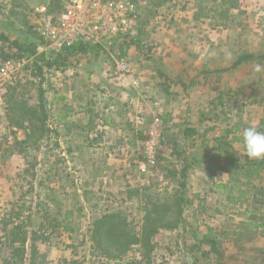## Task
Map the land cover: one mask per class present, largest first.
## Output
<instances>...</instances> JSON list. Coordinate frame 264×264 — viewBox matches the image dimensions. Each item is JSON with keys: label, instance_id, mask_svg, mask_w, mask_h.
<instances>
[{"label": "rangeland", "instance_id": "1", "mask_svg": "<svg viewBox=\"0 0 264 264\" xmlns=\"http://www.w3.org/2000/svg\"><path fill=\"white\" fill-rule=\"evenodd\" d=\"M35 3L0 0V19L4 10L14 7L27 22L19 21L21 30L31 32L39 48L42 37L32 11ZM217 4L205 3L196 16L195 0H138L141 22L133 36L85 54L63 57V52L58 56L50 49H38L37 55H21L31 58L30 66L25 67L14 88L31 105L39 103L40 86L44 89L52 130L40 139L39 147L29 143V156H23L18 141L26 138L25 130L9 123L7 93L5 111L0 113V219L21 214L17 220L28 225V216L34 215L37 203L45 197L50 198L53 215L60 210L64 220L70 212L66 220L69 224L65 221L70 231L43 229L46 241H40L38 247L46 264H195L188 245L207 226L233 237L234 232L245 228L253 206L259 207V216L264 217V205L254 203L255 189L244 184L245 179L232 187L229 174L218 171L212 182L211 173L203 168L189 171L186 179L189 203L183 217L188 225L185 229L161 230L154 238L149 259L144 258L139 246L121 259L109 258L96 253L89 241L88 229L103 213L123 210L138 230L144 215L141 202L148 196L156 199L166 191H176L173 185L180 180L184 155L171 152L174 141L183 148V127L179 128L177 121L183 122V117L176 120L170 116L172 121L164 126L163 151L157 165L146 173L140 169L146 126L155 115L163 120L171 108L184 110L185 115L188 104L194 122L203 119L198 126L199 143L203 137L221 134L237 122L257 125L264 116V72L253 71L256 64L264 62L232 67L241 53L264 51V0H239L238 8L230 11ZM0 32L12 39L24 38L4 26H0ZM123 51L124 56L119 57ZM37 56L42 75L33 73ZM121 59L128 62L130 76L118 72L117 61ZM3 60L0 52V63ZM53 60L57 63L48 65ZM133 77L139 79L138 87L131 83ZM167 87L169 91L165 92ZM91 115L97 127L85 130ZM191 116L187 117L189 123ZM187 141L191 143V139ZM234 146L244 154L241 143L235 142ZM190 150L184 152L187 158L193 155V147ZM171 169L178 174L170 176ZM254 184H264V179ZM135 188L141 190L139 198L129 194ZM38 192L41 196L37 199ZM258 197L264 200L261 193ZM40 208L45 211L43 204ZM31 221L29 227L38 228L42 218L34 215ZM4 233L0 223V236ZM256 245L263 246L264 239L243 246L230 241L225 257L217 261L212 256L209 264H263L254 251Z\"/></svg>", "mask_w": 264, "mask_h": 264}, {"label": "trees", "instance_id": "2", "mask_svg": "<svg viewBox=\"0 0 264 264\" xmlns=\"http://www.w3.org/2000/svg\"><path fill=\"white\" fill-rule=\"evenodd\" d=\"M165 1L167 0H163V2ZM207 2L218 3V6H227L226 10L229 11L237 9L239 6V0H195L198 9L196 16L204 10V7H206L204 5ZM57 6L58 3H55L54 7L56 8ZM2 15L0 26H4L24 36V38L19 36L22 40L20 38L12 39L6 32H0V52L4 60L14 56L20 57L23 54L30 56L37 55L39 43L32 40L34 36L31 32L21 30L20 27L22 26H20V22L23 20L17 15L14 7L4 10ZM25 22L23 21L24 24ZM39 41H42V39ZM97 47L100 46L81 43L66 48L62 55L64 57L69 53L85 54L92 48ZM124 53L123 51L119 57H123ZM59 54L61 53L57 55L61 56ZM39 59L40 57L38 56L35 59V70H33L35 75L43 74ZM61 60L64 62V58ZM254 62H264V51L260 53H241L233 62L232 67L237 68L241 65ZM51 63H57V60L49 61L48 65H52ZM192 84L195 85L194 82ZM9 90V110L7 116L11 126L25 130L26 138L18 141V146L20 153L28 157L29 154L26 151L28 144L31 143L30 145L34 147L38 146L40 139L45 137L48 131L52 130L48 123L49 116L45 91L40 86L39 103L31 105L28 99L18 92L16 88L13 87ZM166 91H169L168 87L165 89ZM88 110L92 112L93 109L90 107ZM242 111V108L239 109L238 114ZM167 122L168 119L164 118V126ZM200 122L203 123V120ZM90 125L93 126L90 127ZM86 126L88 128H85V130L96 129L97 124L93 115L90 116ZM248 126L250 125L237 122L232 127L224 128L221 134L212 135L210 138L207 136L203 137L199 144L196 142V139L201 134H199V130L196 127L187 126L184 129L182 128L183 132H180V134L181 139L184 141L183 148L181 149L179 142L175 143L174 141L171 154L184 155V147H193L194 152L191 158L184 157V163L180 169V180L173 185V190L176 191L174 193L166 191L162 197L156 199L148 196L143 203L141 202L140 206L144 215L138 230L123 210L108 211L95 218L88 229L89 241L92 242L93 250L109 258L121 259L134 246H139L141 252L144 254V258L149 259L155 247L154 238L161 230H175L179 227L185 229L188 225L186 218L183 217L185 205L189 203V199L185 196L188 188L186 179L189 176V171L196 167L202 166L211 173V177L218 171L228 173L231 181L234 182L232 187H235L242 179H245L244 184L252 185L255 189L254 203H260L261 206L264 205V200L258 197V193L264 195V184H254L255 181H262L264 179V159H249L245 151L244 154H241L234 146L235 142L241 143L243 146L242 133ZM255 126L259 131L264 132V116L260 118L259 123ZM211 128L208 127L207 130ZM188 139H191L190 144L188 141L185 142ZM169 174L170 176H176L178 173L176 170L171 169L169 170ZM225 185L227 186V184ZM140 191L139 188L131 189L129 194L131 197L136 196L139 198ZM88 193L89 190H85V194ZM40 196L41 194L38 192L37 199ZM48 199L50 198L45 197L42 202L37 203L38 208L34 211V215L42 218V221L38 224V228L29 227V225H33L31 220L34 215L32 214L28 216L30 221L28 225L25 224L24 220H17L20 219L21 214H17L18 218L5 215L0 219V223H3L5 231L4 235L0 236V264H38L39 258H41V264H46L43 259L44 255H41L38 247L40 241H46L44 235L46 230H43L44 227H50L53 231L58 229L71 230L68 226L69 223L66 221L70 212L66 213L64 220L61 219L62 213H59L60 210L56 212L57 214L53 215L50 211L52 203ZM41 204L45 207V211L43 212H41ZM53 204L56 205L54 202ZM58 207L60 208L59 205ZM259 210V207L253 206L251 216L244 224L245 228L234 232L232 234L233 237H229L228 232L227 234H223L218 228L207 226V230L193 244L188 245L191 253L194 255V263L209 264L212 256L217 261H221L226 255L227 244L230 241L243 246L246 243H253L264 239V217L259 216ZM255 219H258V221H255ZM65 221L68 224H65ZM245 239H247V242ZM254 251L264 264V245L254 246ZM133 263L131 261L127 264Z\"/></svg>", "mask_w": 264, "mask_h": 264}, {"label": "built area", "instance_id": "3", "mask_svg": "<svg viewBox=\"0 0 264 264\" xmlns=\"http://www.w3.org/2000/svg\"><path fill=\"white\" fill-rule=\"evenodd\" d=\"M55 3L58 6L55 8ZM42 37L40 52L48 49L56 54L77 44L112 45L118 39L138 32L141 12L138 0H36L32 6ZM39 53V52H38ZM26 56L10 57L0 63V113L6 108V96L17 85L21 73L30 63ZM117 70L130 76L127 61H117ZM138 87L139 79H131ZM163 120L155 115L147 124L143 141L142 172L157 165L163 151Z\"/></svg>", "mask_w": 264, "mask_h": 264}, {"label": "clouds", "instance_id": "4", "mask_svg": "<svg viewBox=\"0 0 264 264\" xmlns=\"http://www.w3.org/2000/svg\"><path fill=\"white\" fill-rule=\"evenodd\" d=\"M256 73L264 72V65L256 64L253 67ZM245 154L249 159H264V132L255 125H250L242 133Z\"/></svg>", "mask_w": 264, "mask_h": 264}, {"label": "crops", "instance_id": "5", "mask_svg": "<svg viewBox=\"0 0 264 264\" xmlns=\"http://www.w3.org/2000/svg\"><path fill=\"white\" fill-rule=\"evenodd\" d=\"M155 88H157V87H155ZM157 92H153L155 95H157L158 93H159V90L157 89L156 90ZM133 97V96H132ZM173 99V97H171L170 98V101ZM208 99V98H207ZM137 99L135 98V99H133L132 101H130V103H134L135 101H136ZM129 103V104H130ZM145 104H148V103H145ZM190 107L188 106V104H187V107H186V110H185V115H184V110H179V111H177V110H173V108H171V109H169V113L168 114H165L166 116V118L168 119V121L170 122V121H172V120H170V116H173L174 117V119H176L177 120V117H183L182 118V120H183V122H180V120H177L179 123H180V125H179V128H182L183 127V129L184 128H186L187 127V125L188 126H193V127H196L198 130H199V127L198 126H200V121L201 120H203V119H198V121H197V123H196V121L194 122V114H193V116H191L190 115ZM201 115H203V114H201ZM188 116H191V123H189L190 122V120L187 118ZM168 122V123H169ZM180 131V130H179ZM200 131V130H199ZM180 132H183V130H181ZM199 138H197L196 139V141L198 140ZM198 142V141H197ZM199 143V142H198ZM184 149H185V151L184 152H186V153H189V151H191L190 150V148H186V147H184ZM184 157H186L185 156V154H184ZM183 158V157H182ZM202 167V166H201ZM201 167H196V168H194L195 170H193V169H191L190 170V173H192V171L194 172V171H196V170H203V167L201 168ZM216 179V177L215 176H213V178H211V181L212 182H214V180Z\"/></svg>", "mask_w": 264, "mask_h": 264}]
</instances>
